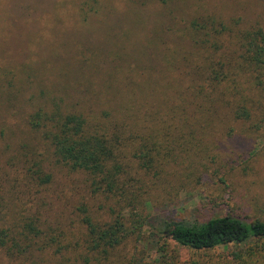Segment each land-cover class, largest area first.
Masks as SVG:
<instances>
[{
	"label": "rangeland",
	"instance_id": "obj_1",
	"mask_svg": "<svg viewBox=\"0 0 264 264\" xmlns=\"http://www.w3.org/2000/svg\"><path fill=\"white\" fill-rule=\"evenodd\" d=\"M122 13L127 25L143 24L165 50V70L148 72L131 51L130 38L142 41L144 32H121L115 16L126 17ZM208 17L231 29L219 39L215 61L225 62L238 49L233 34L259 29L264 35V0H98L97 9L95 0H0V229H7V246L24 222L34 221L41 231L29 255L10 259L0 249V264H264V240L195 251L155 234L160 219L264 221V95L250 90V72L237 73L238 84L248 104L261 102L260 120H232L203 100L204 120L184 117L167 127L143 108L142 101L171 107L165 100L175 105L172 97L187 89L202 100L196 88L206 89L200 73L211 45L194 44L190 23ZM37 110L82 113L155 136L153 165L143 172L131 163L126 182L146 202L121 210L126 217L142 213L139 240H125L106 257L86 251L78 209L109 222L113 201L90 196L84 175L56 161L28 125ZM34 164L50 175L48 184L31 177Z\"/></svg>",
	"mask_w": 264,
	"mask_h": 264
},
{
	"label": "trees",
	"instance_id": "obj_2",
	"mask_svg": "<svg viewBox=\"0 0 264 264\" xmlns=\"http://www.w3.org/2000/svg\"><path fill=\"white\" fill-rule=\"evenodd\" d=\"M97 4L98 0H95L96 9ZM122 15L126 17L115 16L117 28L121 32L125 31L128 36H132L137 27L144 32L143 24L130 21L127 25L128 16L125 13ZM190 27L193 36L196 37L193 42L198 48H203V43L210 42L211 45L207 47L208 56L200 73L206 89L200 86L196 88V94L201 95L202 100L192 98L190 90L187 89L178 98L171 96L177 100L175 105H172L170 100H165L169 101L171 107L165 106L163 102L152 106L142 101L143 108L157 114L167 127L176 120L185 121L187 117L193 122L204 120V109L208 106L202 104L203 100L225 110L232 120L246 122L260 120L257 118L260 113L255 112L258 111L261 102L248 104V100L243 98L237 73L250 72V90L264 95V35L259 29L233 34L238 49L230 54V59L223 62L220 58L218 61L213 59L220 49L219 39L230 35L231 29L210 17L201 22L192 21ZM150 37V34L144 32L142 41L137 43L135 40L137 41L138 37L134 41L130 38L129 48L140 57L148 72L149 68L152 71H163L165 69H161L162 64L167 62L165 50L152 42ZM242 82L246 85L245 90L249 89L246 82L244 80ZM190 107L193 109L188 113ZM163 108H170V113L166 114ZM79 114L70 112L64 114L57 110L46 113L37 110L30 115L28 125L48 144L58 163L72 173L84 175V183L90 196H101L106 201H113V208H108L111 217L109 222H97L85 208L78 209L81 214L80 224L84 229L86 251L89 254L106 257L108 251L118 247L125 240L132 237L139 240L141 236L145 222L142 213L126 217L121 214V210L135 209L141 202H146L136 195L135 189H128L126 182L128 173L131 174L132 171L131 163L135 164L134 168L143 172L150 169L157 155H153L157 143L154 135L132 133L129 129L124 131L125 125L110 126L107 122H98L96 117L88 120L81 113L87 122ZM143 117L148 121H155L152 116ZM30 172L31 177L39 185L50 182V175L42 173L38 164H34ZM40 234L41 231L34 221L24 222L21 230L17 232V237L21 238L23 245L19 244L15 237L7 246V229H0V249L10 259L29 255L33 250L34 239ZM155 234L160 239H170L182 247L206 251L220 246L244 243L250 239L264 240V221L253 219L245 223L229 215L207 219L201 223L160 219L157 221Z\"/></svg>",
	"mask_w": 264,
	"mask_h": 264
}]
</instances>
